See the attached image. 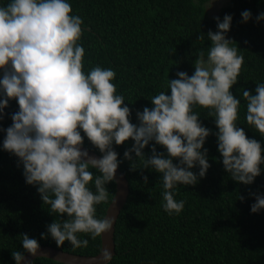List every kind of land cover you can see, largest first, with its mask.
<instances>
[{
	"label": "clouds",
	"instance_id": "1",
	"mask_svg": "<svg viewBox=\"0 0 264 264\" xmlns=\"http://www.w3.org/2000/svg\"><path fill=\"white\" fill-rule=\"evenodd\" d=\"M214 3L203 0L202 6L208 10ZM241 16L247 22L252 13L244 10ZM214 19L217 30L207 32L211 45L197 51L194 72L168 76L167 91L149 98L151 108L136 110L138 123H133L127 99L114 83L116 71L101 65L84 70L85 48L79 42L84 20L73 12L70 0L0 4V121L11 99L19 106L11 113V125L0 127L5 133L0 147L18 157L26 183L38 186L49 212L59 214L41 238L50 235L57 246L68 241L74 248H85L89 241L78 233L95 239L113 228L116 219L108 214L98 218L96 206L109 200V182H120L117 169L122 160L113 145L129 138L134 143L123 158L131 161L133 170L147 168L161 174V206L170 216L179 215L185 206L183 199H175L176 186L197 184L211 166L204 147L210 134L217 137L231 179L251 184L264 172V148L239 126L241 99L231 90L244 64V56L227 35L233 17ZM256 20H264V12ZM204 39L201 33L199 41ZM256 84L254 94L238 91L245 102L247 125L264 137V82ZM197 105L215 118V133L201 122V114L194 111ZM85 137L100 157L90 155ZM156 145L165 151L158 152ZM147 146L151 155L143 151ZM197 167L198 172L193 171ZM143 180L147 184L148 176ZM261 209L264 195L256 194L251 211ZM63 214L67 219L60 218ZM20 235L24 251L36 256L39 241L27 233ZM24 251H12L16 264H31ZM101 253L102 264H109L112 252L104 248Z\"/></svg>",
	"mask_w": 264,
	"mask_h": 264
},
{
	"label": "trees",
	"instance_id": "2",
	"mask_svg": "<svg viewBox=\"0 0 264 264\" xmlns=\"http://www.w3.org/2000/svg\"><path fill=\"white\" fill-rule=\"evenodd\" d=\"M7 2L0 0V4ZM70 3L73 12L84 20L85 30L79 41L85 48L84 70L101 65L116 71L114 83L128 100L125 103L132 110L133 123H138L136 110L151 108L149 98L167 91L168 76L173 79L178 71L189 75L194 72L197 51L211 45L207 32L217 30L216 20L202 6L203 0H70ZM244 10L252 13L247 22L241 16ZM261 12L264 0H229L218 16L222 20L225 14L232 15L227 35L244 56L238 82L231 89L241 99L239 126L264 148V137L246 123L245 102L238 91L243 88L254 94L256 82H264V20H256ZM201 33L205 34L203 41H199ZM18 108L17 101L11 99L0 127L11 125V113ZM194 111L201 114V122L213 133L218 130L208 109L197 105ZM4 135L0 132V144ZM132 143L129 138L121 145H113L122 160L119 168L129 181L130 193L116 223V252L109 264H264V209L251 211L256 194L264 195V172L251 184L231 179L223 166L217 137L210 134L204 147L208 149L211 166L197 184L176 186L175 199H183L185 206L179 215L170 216L161 206V174L147 168L133 170L131 161L123 158ZM84 146L102 155L86 137ZM156 148L158 152L165 151L161 145ZM143 151L151 155V146ZM145 175L147 184L143 180ZM37 187L26 183L18 157L0 147V264H16L12 251H24L22 233L36 238L40 246L83 256L97 255L101 235L92 239L89 234L78 233V237L89 241L85 248H74L68 241L57 246L50 235L41 238V233L47 232V225L59 219V214L49 212V205L44 204ZM107 188L109 200L96 206L98 218L106 214L116 183L109 182ZM60 218L67 219V214ZM31 264L63 263L37 258Z\"/></svg>",
	"mask_w": 264,
	"mask_h": 264
},
{
	"label": "water",
	"instance_id": "3",
	"mask_svg": "<svg viewBox=\"0 0 264 264\" xmlns=\"http://www.w3.org/2000/svg\"><path fill=\"white\" fill-rule=\"evenodd\" d=\"M88 151L90 155H94L96 157L101 156L90 149H88ZM117 178L119 179L120 182L116 183L115 195L110 205L108 206V209L105 214L114 217L116 220L115 223L113 224V228L109 232L105 234H101V250L104 248L109 249L112 252L113 257L116 252V244H115L116 223L118 221L122 209L124 208L128 200L130 193L129 181L125 176V174L120 170V168L117 169ZM40 249L41 250L37 253L36 256H33L31 253L27 252L25 254L27 260L31 261L32 263L37 258H47L63 264H102V261L100 259L102 255L101 250L95 256H83V255L64 252L60 249H56L50 246H40Z\"/></svg>",
	"mask_w": 264,
	"mask_h": 264
},
{
	"label": "rangeland",
	"instance_id": "4",
	"mask_svg": "<svg viewBox=\"0 0 264 264\" xmlns=\"http://www.w3.org/2000/svg\"><path fill=\"white\" fill-rule=\"evenodd\" d=\"M228 2L229 0H215L214 5L207 10L209 17L214 18L218 16L220 9L227 5Z\"/></svg>",
	"mask_w": 264,
	"mask_h": 264
}]
</instances>
